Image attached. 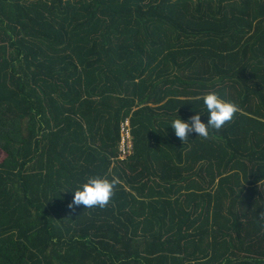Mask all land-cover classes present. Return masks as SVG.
<instances>
[{
	"label": "trees",
	"instance_id": "trees-1",
	"mask_svg": "<svg viewBox=\"0 0 264 264\" xmlns=\"http://www.w3.org/2000/svg\"><path fill=\"white\" fill-rule=\"evenodd\" d=\"M0 149V264H264V0H0Z\"/></svg>",
	"mask_w": 264,
	"mask_h": 264
},
{
	"label": "clouds",
	"instance_id": "clouds-1",
	"mask_svg": "<svg viewBox=\"0 0 264 264\" xmlns=\"http://www.w3.org/2000/svg\"><path fill=\"white\" fill-rule=\"evenodd\" d=\"M201 99L207 109V123L202 122L200 113L190 116L187 120L178 118L170 124L174 129L176 137L185 142L189 140L190 134H195L203 139H208L210 129L220 130L224 125L231 123L240 112L238 104L221 98L215 91H209ZM121 185V179L112 175L89 176L78 187L72 189V200L68 207L83 206L86 209H105L113 200L117 187ZM261 217L264 218V212Z\"/></svg>",
	"mask_w": 264,
	"mask_h": 264
},
{
	"label": "built area",
	"instance_id": "built-area-1",
	"mask_svg": "<svg viewBox=\"0 0 264 264\" xmlns=\"http://www.w3.org/2000/svg\"><path fill=\"white\" fill-rule=\"evenodd\" d=\"M130 123L131 121L129 117L121 122L118 158L122 160L129 157L133 152Z\"/></svg>",
	"mask_w": 264,
	"mask_h": 264
},
{
	"label": "rangeland",
	"instance_id": "rangeland-1",
	"mask_svg": "<svg viewBox=\"0 0 264 264\" xmlns=\"http://www.w3.org/2000/svg\"><path fill=\"white\" fill-rule=\"evenodd\" d=\"M4 156H5V152L0 149V160H2Z\"/></svg>",
	"mask_w": 264,
	"mask_h": 264
}]
</instances>
